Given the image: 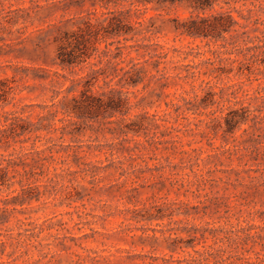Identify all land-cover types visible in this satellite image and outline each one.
Segmentation results:
<instances>
[{
	"label": "rangeland",
	"instance_id": "374dc122",
	"mask_svg": "<svg viewBox=\"0 0 264 264\" xmlns=\"http://www.w3.org/2000/svg\"><path fill=\"white\" fill-rule=\"evenodd\" d=\"M67 1L0 0V264H264V0L214 3L206 15L249 35L219 42L175 31L188 1ZM108 10H129L132 32L63 70L61 37ZM95 75L90 93L115 87L122 111L75 114ZM243 227L253 239L228 246Z\"/></svg>",
	"mask_w": 264,
	"mask_h": 264
},
{
	"label": "trees",
	"instance_id": "16d2710c",
	"mask_svg": "<svg viewBox=\"0 0 264 264\" xmlns=\"http://www.w3.org/2000/svg\"><path fill=\"white\" fill-rule=\"evenodd\" d=\"M121 1H127L132 5L136 3L137 5L156 3L159 5V7H170L172 5L188 1L192 5L193 9L198 13L191 14L184 20H181L178 17L172 19L174 29L179 35H187L194 38H206L215 42H219L221 40H225L226 35L234 31L237 33L233 36L235 38H249L247 30L240 33L239 30L235 28L239 25V22L235 19L230 11H221L215 14L206 15V11L211 9L214 3L221 0H101L100 4H102V6H107L111 2L117 4ZM224 1L229 2L231 0ZM234 1H243L245 3L249 1L254 4L257 0ZM96 4L98 3H93V5ZM83 5V0H69L66 2L64 9L70 10L72 8H82ZM94 13L95 12L90 11L86 16L83 14L79 15L78 17L80 18V21L76 23L77 28L71 32H65L64 36L61 37V40H65L66 43H62L59 46L56 58L57 64L63 70L71 69L74 66H78L87 62L88 59H90L93 55L90 48H92L93 51H97L96 44L100 42V34L102 35L103 39H107L109 36H122L130 34L132 32V27L128 22L130 18L129 10H108L106 12H103L101 15L107 16L102 21L93 17L92 14ZM246 19L248 20L249 17H246ZM106 52L110 53V50L105 51V53ZM232 53L234 52H230V54ZM122 54L123 53H119L118 55H116V57L121 56ZM153 55H157L159 57V60L155 62V66H159L163 63L161 59L167 58L168 52L162 51L154 53ZM240 64L244 65V63L242 62H240ZM135 66L136 64H133L131 67L135 68ZM135 71H137V77L134 78V75L131 74L129 70H126L124 72V75L119 78V82L123 84L136 85V83L143 78V76L141 75L143 73V70L135 69ZM230 72L231 71H226V73ZM238 72H240L239 74H243L244 71L242 69V66L238 68ZM92 73H95V70L91 72V75ZM88 75H90V73ZM98 78L99 77L95 75L92 76V79H87L84 81V89L82 90V96L80 100L83 104H78L76 107H74V112L77 116H83L82 113L84 112V110L88 112L86 114H88L89 117L95 116L94 114H96L97 116L102 107L105 108L106 106L111 110L112 114L118 111H122V106L126 103V100L122 98L120 91H117L115 87L110 88V94L107 95L108 100L105 103H103V97H97L90 93L91 89L98 81ZM81 79H83V77ZM81 83L82 81H80V84ZM202 89L203 91H205L206 87ZM243 112H245V114ZM229 113L233 115L241 113V120L243 121H245L247 118V111H244V107L231 109ZM18 118V116H14V118L12 119L13 121H11L9 125L13 127L17 126L19 124L17 123V121H19ZM226 121L228 128H235L237 124L241 122L235 121L233 117L227 118ZM250 229L251 228L243 227L242 230H240L243 235L234 233L235 236H228L226 239V241L228 242V246L236 249L237 242H240L243 245L248 244L254 237L253 235H251ZM220 258V261L228 259V257L225 258L223 254H221Z\"/></svg>",
	"mask_w": 264,
	"mask_h": 264
}]
</instances>
